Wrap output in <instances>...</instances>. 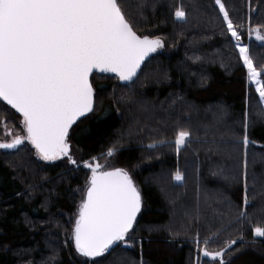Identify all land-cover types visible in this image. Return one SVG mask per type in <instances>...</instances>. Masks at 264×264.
<instances>
[{
    "label": "trees",
    "instance_id": "16d2710c",
    "mask_svg": "<svg viewBox=\"0 0 264 264\" xmlns=\"http://www.w3.org/2000/svg\"><path fill=\"white\" fill-rule=\"evenodd\" d=\"M119 2L134 30L161 37L164 48L128 84L92 75L96 108L70 134L80 167L67 158L44 162L27 141L22 151L0 149V264H83L70 235L83 191L76 195L73 190L85 186L82 161L101 160L114 144L119 150L108 158L132 172L143 207L131 233L132 247L121 245L96 258L100 264H196V242L202 246L205 238L211 249L238 241L225 260L245 248L264 255V238L254 239L252 231L264 226V108L219 6L215 0ZM222 3L249 45L254 66L264 68V41L248 35L249 27L264 26V0ZM177 7L186 19L175 18ZM3 112L22 129L20 115L0 102ZM245 113L252 143H228L243 136ZM178 127L191 131L179 153L173 142ZM245 158L251 201L246 209ZM177 170L182 181L174 179ZM225 175L238 182H226ZM241 210L249 215L237 221ZM209 263L203 258L202 264Z\"/></svg>",
    "mask_w": 264,
    "mask_h": 264
},
{
    "label": "snow or ice",
    "instance_id": "6c2138e0",
    "mask_svg": "<svg viewBox=\"0 0 264 264\" xmlns=\"http://www.w3.org/2000/svg\"><path fill=\"white\" fill-rule=\"evenodd\" d=\"M215 3L247 70V79L264 102V68L254 66L249 45L243 42L222 0ZM174 16L183 20L186 12L177 7ZM262 28L249 27V37L264 41ZM162 48L161 37L134 30L119 0H0V102H6L22 117L23 131V135H12L10 142H0V149H17L27 141L43 161L67 158L69 164L80 167L72 155L70 134L78 121L96 108L93 73H112L120 81H131L142 64ZM245 116L243 136L228 143H252L247 113ZM3 125L5 134H11L6 120ZM190 137L189 129L177 128L173 141L177 153ZM118 150L114 144L100 156L113 157ZM82 166L90 175L81 189L83 197L74 214L71 241L76 255L84 258L83 264H100L96 258H105L121 245L132 247L131 233L142 211L143 197L128 168L102 164L98 156L83 160ZM246 168L245 158V209L251 203ZM174 179H184L179 170ZM224 180L238 182L234 175H225ZM224 199L231 204L229 198ZM248 215L241 210L235 219L241 221ZM252 231L254 239L264 238V226H254ZM237 242L233 239L225 247L210 249L209 238L203 240V247L197 240L196 264H202V258L231 264L225 256Z\"/></svg>",
    "mask_w": 264,
    "mask_h": 264
},
{
    "label": "rangeland",
    "instance_id": "374dc122",
    "mask_svg": "<svg viewBox=\"0 0 264 264\" xmlns=\"http://www.w3.org/2000/svg\"><path fill=\"white\" fill-rule=\"evenodd\" d=\"M252 85H253V87L255 89L256 86L254 84H252ZM260 102H261V104H262V106L264 108V102H262V101H260ZM11 119H12V117L9 116L5 112H3V114H0V142H10L11 139H12V135H14L16 133H19V134L23 135L22 129L20 127H18L17 125H11L10 124V120ZM5 120L7 121V125H6L7 130L11 133L9 135L5 134L4 125H3V121H5ZM24 145L25 144H22L21 146H18L17 150L18 151H22L21 149L24 147ZM20 157L21 156H18L17 159L22 160L23 158L20 159ZM62 159L66 160V158H62ZM44 162H47V161H44ZM51 162H53V161H51ZM99 162L102 163V164L105 163V162H108V163H110V164H112L114 166H117L108 157H103L102 156V159L99 160ZM86 172H87V177H88L90 172L89 171H86ZM87 177H86V179H87ZM45 181L49 182V181H51V179L45 178ZM73 192L76 195L77 194L81 195L82 191H80V187H76V188H74ZM61 217L63 218V216H61ZM73 219H74V216H72L71 219H70L71 228H72V224H73ZM68 221H69V219H68ZM201 247H203V245ZM208 247L211 249V247L209 245H208ZM229 259H231V264H264V255L260 254L258 251H256L255 249H252V248H245L243 250H240V252H237V253L231 255L229 257ZM202 260H203V258H202ZM209 264H215V262H210Z\"/></svg>",
    "mask_w": 264,
    "mask_h": 264
},
{
    "label": "water",
    "instance_id": "95a60500",
    "mask_svg": "<svg viewBox=\"0 0 264 264\" xmlns=\"http://www.w3.org/2000/svg\"><path fill=\"white\" fill-rule=\"evenodd\" d=\"M158 51H159V50H158ZM158 51H157V52H158ZM157 52H156V53H157ZM156 53H153L151 56H153V55L156 54ZM151 56H150V57H151ZM150 57H149V58H150ZM149 58H148V59H149ZM148 59H147V60H148ZM147 60H146V61H147ZM142 65H143V64H142ZM141 68H142V66H141ZM140 71H141V70H140ZM140 71H138L137 75L139 74ZM93 74L108 75V76H115V77H116V75H115V74H112V73H99V72H94ZM136 77H137V76H136ZM136 77H134L133 80H134ZM133 80H131V81H120V80H119V83L122 84V85H123V84H128V83L132 82ZM3 103L6 104V102H3ZM7 106H8V105H7ZM8 107L11 108L10 106H8ZM12 110L15 112L14 109H12ZM15 113H16V112H15ZM16 114H18V113H16ZM89 114H90V113H89ZM18 115H19V114H18ZM87 115H88V114H87ZM20 117H21V116H20ZM21 119H22V117H21ZM81 119H83V118H81ZM81 119H80V120H81ZM80 120H79V121H80ZM28 144L30 145L31 148H33L29 142H28ZM33 149H34V148H33ZM5 150H13V149H5ZM34 150H35V149H34ZM84 169H85V168H84ZM85 170L88 171L87 169H85ZM89 175H90V174H89ZM89 175H88V176H89ZM85 182H86V181H85ZM84 187H85V186H84ZM82 197H83V195H82ZM82 197H81V198H82ZM81 198H80V200H81ZM80 200H78V205H79ZM78 205H77V208H78ZM77 208H76L75 212L77 211ZM138 216H139V215H138ZM72 245H73V243H72ZM73 247H74V246H73Z\"/></svg>",
    "mask_w": 264,
    "mask_h": 264
},
{
    "label": "flooded vegetation",
    "instance_id": "af4514ba",
    "mask_svg": "<svg viewBox=\"0 0 264 264\" xmlns=\"http://www.w3.org/2000/svg\"><path fill=\"white\" fill-rule=\"evenodd\" d=\"M81 191V190H80Z\"/></svg>",
    "mask_w": 264,
    "mask_h": 264
}]
</instances>
